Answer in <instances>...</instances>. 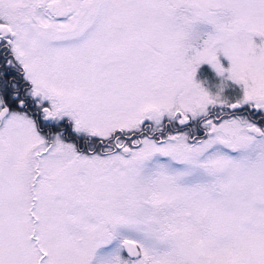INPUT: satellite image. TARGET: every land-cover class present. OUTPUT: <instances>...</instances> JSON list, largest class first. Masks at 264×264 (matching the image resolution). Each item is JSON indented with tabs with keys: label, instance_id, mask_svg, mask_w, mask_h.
<instances>
[{
	"label": "snow or ice",
	"instance_id": "snow-or-ice-1",
	"mask_svg": "<svg viewBox=\"0 0 264 264\" xmlns=\"http://www.w3.org/2000/svg\"><path fill=\"white\" fill-rule=\"evenodd\" d=\"M0 264H264V0H0Z\"/></svg>",
	"mask_w": 264,
	"mask_h": 264
},
{
	"label": "rangeland",
	"instance_id": "rangeland-1",
	"mask_svg": "<svg viewBox=\"0 0 264 264\" xmlns=\"http://www.w3.org/2000/svg\"><path fill=\"white\" fill-rule=\"evenodd\" d=\"M224 63H225V66H227V61H224ZM198 78L201 80H207L209 84H212L215 82L216 76L211 66L205 64L201 66L198 72Z\"/></svg>",
	"mask_w": 264,
	"mask_h": 264
}]
</instances>
